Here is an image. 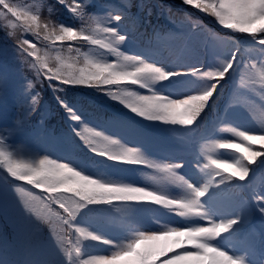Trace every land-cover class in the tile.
I'll return each instance as SVG.
<instances>
[{
  "label": "snow or ice",
  "instance_id": "6c2138e0",
  "mask_svg": "<svg viewBox=\"0 0 264 264\" xmlns=\"http://www.w3.org/2000/svg\"><path fill=\"white\" fill-rule=\"evenodd\" d=\"M56 2L63 5L74 19L82 22L79 28L58 21L42 22L40 5H36L34 10L32 5L20 4L17 0H0V20L7 21L4 26L6 37L16 40V50L23 62L30 64L38 77H42L41 85L43 80L49 81L48 87L53 90L55 102L64 110L67 119L91 132L93 138H86L78 127L69 125L75 136L84 141L88 151L93 154L91 164L98 172L94 174L87 163L70 158L63 161L49 158L48 155L37 159L20 158L12 146L6 143L8 137L2 134L0 169L12 180L23 182L48 195L41 198L16 186L18 194L25 192L32 200L54 203L67 214V218L60 216L62 225L66 226L60 231L74 230L79 239L73 255L71 241L66 246V237L54 235L57 250L62 253L59 264H254L221 244L244 223L245 210L239 209L235 214H230L229 205L225 203L218 206L217 201L224 191L221 185L233 178L243 182L254 173L255 169L249 168V165L264 169V151L253 148V145H259L260 149H264V123L258 133L227 128V131L238 137V141L217 137L203 159L199 156L194 158V165L204 171L209 179L186 178L177 173L178 169L183 170L185 167L183 161H157L141 145L129 146L127 142L89 128L78 108L56 93L65 90L61 85L104 91L109 99L117 101L135 117L147 122L180 126L187 130L184 133L187 135L195 131L199 121L208 115V110L215 107L216 98L221 95L219 90L224 87L221 82H227L230 76L238 74L241 83H249L252 81H245V74L259 68V80L264 85V0H181L183 5L212 17L223 29L241 34L238 38L227 37L230 46L225 49H212L214 56L221 57L214 70L187 63L168 67L143 55L127 54L121 50L127 35L121 33L118 26L112 25V21H123L124 14L118 12L107 18L90 12L91 0ZM156 6L163 9L162 5ZM138 7L146 11L147 17L151 16V6L145 9L141 3ZM9 27L22 29L38 37L43 32V39L53 45L60 42L63 46L68 42L67 51H75L77 60L82 55L84 66L77 68L75 62H69L70 57L65 58L60 54L59 49L54 63L45 62L36 54L35 43L8 32L6 29ZM210 36L219 39L214 33H210ZM242 38L247 46L246 51L259 53L255 62L240 57ZM71 42H86L93 49L102 51L81 53L80 48L70 46ZM25 53L35 63L28 61ZM106 54L114 55L115 61L109 62ZM52 81L57 83L53 84ZM157 84H160L159 88ZM122 86V91H112L113 87L121 89ZM127 86L143 89L147 94ZM33 88V82L28 80L24 90L28 99L17 124L26 123L38 110L40 94H33ZM4 89L5 84L0 81V95ZM5 130L9 135L16 131L14 126ZM96 138L103 143H98ZM226 149H234L240 154L239 157L229 159L222 154L211 155L214 150ZM142 168L151 170L150 174L145 175L156 182V187L134 182L133 175ZM170 185L179 189V196L169 191ZM253 199L256 210L264 219V195L254 194ZM22 203L26 211L35 214L31 201ZM145 205L165 209L164 213H156L155 218L167 216L168 226H144L140 214L156 212ZM117 206L128 213L124 223L128 235L121 241H114L78 223L83 216L107 212ZM55 215L59 216V213ZM174 217L182 220L177 221ZM46 222L51 224L50 220L46 219ZM53 232L55 234V228ZM85 241L106 245L108 249L103 253H89V245L83 243ZM0 264H5V261L0 260Z\"/></svg>",
  "mask_w": 264,
  "mask_h": 264
},
{
  "label": "trees",
  "instance_id": "16d2710c",
  "mask_svg": "<svg viewBox=\"0 0 264 264\" xmlns=\"http://www.w3.org/2000/svg\"><path fill=\"white\" fill-rule=\"evenodd\" d=\"M17 2L25 5L30 4L34 10L36 5H40L39 15L42 22L58 21L77 28L82 24L80 20L74 19L72 14L56 0H17ZM141 3L145 5V9L151 6L150 17L146 16V11H141L138 7ZM91 5L90 12L107 18L118 12L124 14L123 21H112L113 26H118V30L127 35V41L121 45V50L127 54L146 56L168 67H179L182 63H187L203 65L205 69L214 70L221 57L214 56L212 49L223 50L230 46L227 37L238 38L241 35L223 29L214 22L212 17L200 13L190 6L183 5L181 0H91ZM156 5H162L163 9ZM6 24L7 21L0 20V81L5 84L4 92L0 95V134L8 137L6 143L12 146L20 158L37 159L48 155L49 158H58L61 161L69 158L80 160L87 163L89 170L96 174L98 169L91 164L90 160L93 154L88 151L84 141H81L72 132L69 127L70 121L64 110L55 102L53 90L48 87L49 81L43 80V85H41L42 77H38L36 70L30 64L23 62L20 53L16 50V40L6 37L4 27ZM194 24L197 27L194 28ZM6 30L35 43L36 54L45 62L54 63V57L59 49L60 54L65 58L70 57L69 62H75L77 68L84 66L82 55H79L77 60L78 54L75 51L71 53L67 51L68 42H65L63 46L60 42L53 45L50 41L43 39V32L38 37L32 33H25L22 29L9 27ZM210 33H214L219 39H212ZM247 39L250 40V38ZM70 46L80 48L81 53L89 50L102 51L93 49V46L86 42H71ZM246 48L242 38L240 57L245 61L255 62L259 53L246 51ZM24 56L28 61L35 63L32 57H27L26 53ZM106 59L109 62H114L116 57L106 54ZM260 70L258 68L245 74V81H252L249 83H241L238 74L230 76L227 82H221L224 87L219 90L221 95L216 98L215 107L208 110V115L199 121L195 131L191 133L202 134L211 125L210 119L217 118L220 113L221 116L226 114L225 120L211 139L194 146L192 150L187 148L186 137L189 133L184 134L186 129L174 126L170 131L158 127L160 129L159 136L151 134L145 126L147 124L155 125L153 122L143 121L136 117L140 124L136 121L134 124L126 117L127 114L133 116L134 114L124 109L117 101L109 99L104 91L98 92L95 89L82 86L61 85L60 87L65 90L56 94L64 97L78 108L79 114L89 128L127 142L129 146L141 145L146 153L157 161H183L185 167L183 170H177L178 175H184L186 178L209 179L204 171L194 165L193 153L198 152V156L203 159L208 154L209 146L217 137L238 140L233 133L226 130L229 127L247 129L251 133L260 131L263 122L251 107L252 102L259 103L264 107V99H262L264 85L261 84L258 75ZM28 80L34 84L33 94L39 92L40 103L38 110L26 123L17 124L16 122L23 116L27 103L28 98L24 90ZM52 83L56 84L57 82L52 81ZM127 87L147 94L145 90L135 86ZM156 87L159 88L160 84H157ZM122 89L123 86L121 89L113 87L112 91H122ZM12 126L16 131L9 135L5 129ZM78 128L86 138H93L91 132L86 131L83 126L79 125ZM96 139L98 143H103L99 138ZM253 148L264 151L259 148V145H253ZM218 154L229 159L240 155L234 149L214 150L211 153L213 156ZM245 163L247 162L245 161ZM248 167L255 171L245 181L241 182L233 178L221 185L224 191L218 198V206L227 203L231 209L230 214H235L239 209L245 210L244 223L237 228L236 233L221 241V244L246 261L264 264V223L257 221L261 216L256 210L254 199L253 204L250 202L254 194L264 195V169H259L256 165ZM145 173L150 174L151 170L142 168L133 175L132 179L136 184L156 187V182L148 179ZM105 178L111 179L112 177ZM252 178L258 181V186H254L252 181H249ZM5 179H7V184H5ZM243 184L246 185L243 187ZM16 186L41 198L48 195L23 182L12 180L0 169V260L5 261V264H59L62 253L57 250L54 235L66 237L64 241L66 246L70 240L73 246V255H75L74 248L79 237L74 230L60 231L61 228H66L62 225L60 216L67 218V214L54 203L32 200L25 192L18 194L15 190ZM169 191L176 193L177 196L180 194L179 189L173 185L169 186ZM248 191L250 198L247 195ZM25 200L31 201L35 214L25 210L22 203ZM145 207L153 208L156 212L140 214L144 226L150 228L168 226L167 216L155 218L156 213H164L165 209L155 208L152 205H145ZM55 213H59V216ZM45 218L50 220L51 224L46 222ZM127 219L128 213L117 206L107 212L83 216L78 223L80 226L90 227L91 230L102 233L114 241H121L128 235L124 226ZM174 219L182 220L179 217H174ZM254 222H257V226ZM53 228H55V234ZM239 233H243V237H239ZM83 243L89 245L87 251L93 254L103 253L108 249V246L92 241ZM257 252H261L262 256L258 257Z\"/></svg>",
  "mask_w": 264,
  "mask_h": 264
},
{
  "label": "rangeland",
  "instance_id": "374dc122",
  "mask_svg": "<svg viewBox=\"0 0 264 264\" xmlns=\"http://www.w3.org/2000/svg\"><path fill=\"white\" fill-rule=\"evenodd\" d=\"M251 107L256 111L257 116L264 123V107L261 106L259 103H256V102H252ZM224 120H225V118L222 119V121H224ZM154 124H155L154 126H157V127L163 128V129H167L170 131H172L174 128V126H171V125H163V124H159V123H154ZM190 134L191 133H189V135L186 137V143H187V148L192 150V149H194V147L191 145L192 138H191ZM193 140L197 142V145L201 143L199 138L198 139L194 138ZM236 141H238V140L236 139ZM198 154H199L198 152L193 153L194 158L196 156H198ZM204 154H205V152H204Z\"/></svg>",
  "mask_w": 264,
  "mask_h": 264
},
{
  "label": "clouds",
  "instance_id": "9594fccd",
  "mask_svg": "<svg viewBox=\"0 0 264 264\" xmlns=\"http://www.w3.org/2000/svg\"><path fill=\"white\" fill-rule=\"evenodd\" d=\"M69 125H75L76 127L79 126V124H78L77 122L75 123V122H73V121H70V122H69Z\"/></svg>",
  "mask_w": 264,
  "mask_h": 264
}]
</instances>
